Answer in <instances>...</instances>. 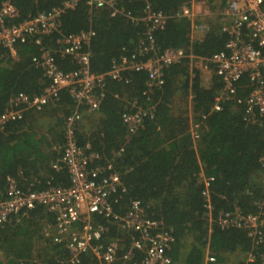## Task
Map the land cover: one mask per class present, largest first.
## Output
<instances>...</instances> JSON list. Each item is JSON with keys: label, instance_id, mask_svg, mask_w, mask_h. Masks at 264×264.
Here are the masks:
<instances>
[{"label": "trees", "instance_id": "obj_1", "mask_svg": "<svg viewBox=\"0 0 264 264\" xmlns=\"http://www.w3.org/2000/svg\"><path fill=\"white\" fill-rule=\"evenodd\" d=\"M4 1L0 0V7ZM10 1L17 12L11 25L40 13L63 12L54 34L18 42L14 54L0 47V114L19 94H42L48 80L32 62L42 48L53 53L61 71L77 68L72 57L60 54L62 47L57 41L63 36L94 31L85 49L91 54L93 73L106 74L114 62L129 58L138 42L146 41L147 23L141 20L147 7L166 20L164 29L154 34L159 51L182 50L205 58L223 51L229 40L223 31L230 26V17L224 14L226 0H195L208 4L210 12L198 20L179 15L192 0H118L122 15L114 17L106 8L91 10L86 0H78L73 8L64 7L70 0ZM194 72L195 77L190 78L187 62L166 71L164 86L151 94L153 116L145 117L135 134L128 133L121 115L134 99L145 106L144 72L126 71L121 79L108 80L99 109H79L81 117L74 133L78 148L86 156V171L99 169L102 176L118 175L124 189L109 197L112 214L108 219L90 214L91 226L104 228L97 246L120 241L114 264H128L123 256L135 234L121 229L113 217L123 216L133 200L141 203L148 221L161 223L173 234L175 242L165 253L171 264H205L207 251L214 258L211 264H260L264 258V242L255 246L247 231L222 229L214 222L220 212L255 215L263 198V126L249 121L245 108L237 102L248 96L252 86L242 77L235 83V98L214 109L223 84L212 74L210 85L204 86L201 73ZM73 108V100L62 91L55 104L40 111H25L20 121L0 130L1 197L10 181L26 194L70 186L66 166L58 163L54 169L53 165L62 157L64 122ZM51 147L54 149L49 150ZM200 174L212 179L208 188L210 210L202 196L205 189ZM54 223L55 214L42 204L24 208L0 223V264H69L65 243H56L51 233L44 234ZM81 223L69 231L80 232ZM249 254L255 258L250 263ZM138 255L142 256L135 254L132 262L139 264ZM78 259L79 264H97L91 253Z\"/></svg>", "mask_w": 264, "mask_h": 264}, {"label": "built area", "instance_id": "obj_2", "mask_svg": "<svg viewBox=\"0 0 264 264\" xmlns=\"http://www.w3.org/2000/svg\"><path fill=\"white\" fill-rule=\"evenodd\" d=\"M78 0H70L65 8H73ZM130 1V0H129ZM87 6L92 9L106 8L112 17L122 15L118 9V0H86ZM264 0H226L225 15H228L230 26L224 27L229 35L225 49L209 57H199L182 50L159 51L155 47L154 34L165 27V17L159 12L146 8L145 17L147 29L144 33L146 41L140 40L129 58L122 57L119 62H114L112 69L106 74H96L91 71L88 50L95 33L93 30L81 32L77 35L63 36L57 43L62 47V56L72 57L77 65L75 70L61 71L49 49L42 48L39 56L32 62L43 71L48 80L47 86L39 96L29 97L19 94L12 98L7 108L0 114V130L12 122L20 121L24 112L28 110L40 111L47 105L55 104L62 91H66L74 102L72 113L65 118L64 140L62 157L53 168H58V163L66 166L70 186L67 188L50 187L42 192H29L26 194L10 181L0 196V223L14 213L24 208H32L35 204H42L55 214L56 243L63 241L70 258L69 264H79L81 254L91 253L97 264H114L117 253L120 251L119 240L109 242L105 247L97 246L103 232V227L93 228L90 214L98 213L109 218L112 214L109 197L122 189L118 175L102 176L99 169L86 171V156L78 148L75 138L76 122H79V109L84 108L90 112L97 111L104 97V88L108 80H119L122 74L129 72H144L147 76L145 84L146 104L143 106L137 99L129 103V109L121 115V120L128 133L135 134L140 128L145 117L152 118L154 105L151 94L161 89L165 84L166 71L172 66L188 63L190 78L195 77L194 70L212 72L223 84L221 92L215 98L214 109L220 103L232 101L235 98L237 83L242 77H247L252 86L246 98L237 99L245 108V117L263 126L264 139ZM205 7V2L192 0L190 6H183L180 16L194 18L195 11ZM63 11L53 10L40 13L35 18L24 21L18 25H11L17 17V12L10 0H5L0 7V47L14 54L16 43H23L28 38L49 36L58 31L60 16ZM127 17H130L129 15ZM201 29V27H197ZM36 40V43L40 42ZM139 58V60H137ZM196 135V131H192ZM260 168L264 179V155L260 159ZM204 182V198L206 208L210 210L209 180L199 175ZM264 183V182H263ZM264 190V185H263ZM124 191V189H122ZM141 203L133 200L129 209L123 216L115 215L113 219L119 227L127 232H134L131 238L130 249L123 258L128 264L132 262L135 254L139 255V264H169L170 258L166 251L170 249L174 238L172 233L159 222L148 221L144 217ZM264 197L259 204L256 215H243L237 211L233 213L220 212L214 222L222 229L237 228L247 231L253 244L264 242ZM81 221L80 232H70L72 225ZM209 221H213L209 215ZM213 261V258H209ZM247 261L253 262V255ZM264 264V258L261 263Z\"/></svg>", "mask_w": 264, "mask_h": 264}, {"label": "crops", "instance_id": "obj_3", "mask_svg": "<svg viewBox=\"0 0 264 264\" xmlns=\"http://www.w3.org/2000/svg\"><path fill=\"white\" fill-rule=\"evenodd\" d=\"M209 13L210 12L208 11V4H206L202 11H196L195 20L204 19L207 16V14H209ZM49 139H50V137H49ZM52 149H54V147L49 148V150H52ZM50 233L52 234L53 237L55 236V234H56V221H55L54 225H52V226L48 225L46 227L44 234L49 235Z\"/></svg>", "mask_w": 264, "mask_h": 264}, {"label": "rangeland", "instance_id": "obj_4", "mask_svg": "<svg viewBox=\"0 0 264 264\" xmlns=\"http://www.w3.org/2000/svg\"><path fill=\"white\" fill-rule=\"evenodd\" d=\"M203 9L201 10H196V11H202ZM196 11H195V15H196ZM211 77H212V72H201V81H202V84L204 86H209L210 83H211Z\"/></svg>", "mask_w": 264, "mask_h": 264}, {"label": "clouds", "instance_id": "obj_5", "mask_svg": "<svg viewBox=\"0 0 264 264\" xmlns=\"http://www.w3.org/2000/svg\"><path fill=\"white\" fill-rule=\"evenodd\" d=\"M212 74H213V73H212ZM263 182H264V179H263ZM263 185H264V183H263ZM262 194H263V197H264V190H263V193H262ZM260 203H261V202H260ZM260 203H259V204H260ZM258 207H259V206H258ZM263 212H264V209H263ZM257 214H258V213H257ZM255 215H256V214H255ZM244 231H245V230H244ZM247 233H248V232H247ZM172 235H173V234H172ZM173 238H174V236H173ZM174 242H175V239H174ZM174 242L172 243V245L174 244ZM252 242H253V240H252ZM261 244H262V243H261ZM172 245H171V246H172ZM253 245H255V244H253ZM255 246H256V245H255ZM249 255H251V254H249ZM249 255H248V256H249ZM209 258H213V257L210 256L209 253H208V251H207V254H206V257H205V264H211V263L214 262V258H213V261H209V260H208ZM253 258H254V256H253ZM247 259H248V257H247ZM254 260H255V258H254ZM247 262H249V261H247ZM249 263H250V262H249ZM169 264H171V261H170Z\"/></svg>", "mask_w": 264, "mask_h": 264}]
</instances>
